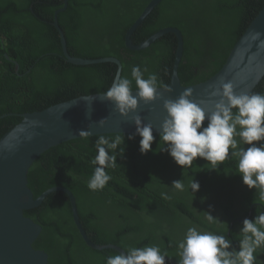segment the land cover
<instances>
[{
  "label": "trees",
  "instance_id": "trees-1",
  "mask_svg": "<svg viewBox=\"0 0 264 264\" xmlns=\"http://www.w3.org/2000/svg\"><path fill=\"white\" fill-rule=\"evenodd\" d=\"M150 1L68 0L57 18L69 53L85 58L114 56L121 61V77L131 79L132 67L139 65L148 69L145 78L156 73L168 85L178 44L174 32L164 33L146 48L132 49L126 44V32ZM64 5V0H0V138L22 120L23 113L104 92L117 74L118 64L112 61L76 64L67 60L54 24L56 11ZM263 7L264 0H161L137 27L132 40L139 44L162 28H179L184 38L179 75L183 84H195L223 66ZM252 92L264 94V77ZM100 135L110 141L125 136V142L112 152L117 163L106 169L111 180L103 190L91 191L87 180L94 172L91 160ZM129 135L135 134L78 137L51 147L29 170L35 196L54 186L68 187L93 242L123 250L157 245L167 253L166 264L178 262L177 242L193 226L225 235L232 240V248L239 250L243 220L264 211V202L257 199L254 203L256 190L243 183L237 161L230 157L216 171L197 157L184 169L167 151H161L165 145L159 133H153L152 151L147 154L139 150L141 137L128 139ZM194 179L200 184L195 194L190 189ZM175 180H183L184 191L171 188ZM161 192L171 199H162ZM205 211L221 222L208 223ZM25 213L43 226L34 246L48 252L50 264H106L108 256L120 252L87 244L65 191H51L41 205ZM256 255L255 264H264V248Z\"/></svg>",
  "mask_w": 264,
  "mask_h": 264
},
{
  "label": "clouds",
  "instance_id": "clouds-1",
  "mask_svg": "<svg viewBox=\"0 0 264 264\" xmlns=\"http://www.w3.org/2000/svg\"><path fill=\"white\" fill-rule=\"evenodd\" d=\"M260 35L262 34L257 33V38ZM146 72L147 67L142 70L136 65L131 69V79L117 73L102 96L112 102L116 110L125 117L136 112L141 101L148 104L163 99L167 115L158 132L165 145L161 151H167L176 164L184 169L185 166L191 167L199 157L209 162L210 170L219 171L220 165L231 157L237 161V173L242 176L243 183L249 189L256 190L254 203L257 199L264 202V94L241 92L237 95L231 81H221V85L209 93L210 97H219L218 100L211 101L214 110L209 114L201 107L204 101L197 103L190 99L193 96L191 88H185L175 100L164 99L158 89L171 92L172 88L163 84L156 73H148L145 78ZM133 80L136 95H133ZM206 117L208 123L205 127ZM104 122L105 119L99 121L101 126ZM134 123L135 135L141 137L139 150L142 154H147L152 151L155 140L153 126L151 123L145 124L140 115L134 116ZM89 135V131L79 132V136L85 139ZM135 135H129L128 139H134ZM122 142H125V136L122 138L120 135L113 141L104 135L96 140V155L91 160L95 168L87 180L89 190L101 191L111 180L106 169L116 167L117 157L112 152ZM124 150H120V155H123ZM171 188L184 191L183 180L173 181ZM190 189L194 194L198 192L199 182L194 179ZM160 195L162 199H171L167 192H161ZM204 213V219L208 223L221 222L210 212ZM239 234V250H236L232 248V240L225 235L201 231L195 226L189 227L177 242V264H255L257 250L264 248V211L258 212L254 219L245 218ZM124 250L108 256L106 264H166L168 257L157 245L129 247Z\"/></svg>",
  "mask_w": 264,
  "mask_h": 264
},
{
  "label": "water",
  "instance_id": "water-1",
  "mask_svg": "<svg viewBox=\"0 0 264 264\" xmlns=\"http://www.w3.org/2000/svg\"><path fill=\"white\" fill-rule=\"evenodd\" d=\"M161 0H151L135 23L126 32V44L132 49H142L151 45L166 32H174L178 38L176 55L173 65L171 92L158 89L164 99L175 100L185 90L191 88L193 101L210 114L214 110L213 100L209 93L221 85V81H231L237 95L241 92H252L264 77V7L250 22L247 29L231 49L223 66L208 79L185 85L179 75V65L184 50V38L181 30L174 26L162 28L150 37L135 44L132 35ZM64 7L56 11L55 26L60 32L63 52L68 61L76 64H90L112 61L118 64L117 73L121 76L122 64L114 56L85 58L69 53L67 41L59 25L57 15ZM261 33L259 38L256 34ZM133 89V95H136ZM105 92V91H104ZM80 95L72 99L58 102L42 110L23 113L22 120L0 138V264H50L49 254L44 249L34 246L35 240L43 230V226L25 211L43 203L51 191H65L71 200L74 219L80 232L90 246L98 249L116 247L110 244L93 242L82 226L74 193L66 186L59 185L45 190L37 197L29 185V170L34 161L45 151L64 141L81 137V130L91 135L104 133H136L134 116L140 115L145 124L151 123L153 133H158L167 115L163 107V99L145 104L139 103L138 110L125 117L106 100L102 93ZM88 98L87 100L85 98ZM105 119L101 126L100 120ZM207 121V117L204 122ZM31 137V139H29ZM120 252L124 250L116 247ZM174 264L177 262L173 261Z\"/></svg>",
  "mask_w": 264,
  "mask_h": 264
},
{
  "label": "flooded vegetation",
  "instance_id": "flooded-vegetation-1",
  "mask_svg": "<svg viewBox=\"0 0 264 264\" xmlns=\"http://www.w3.org/2000/svg\"><path fill=\"white\" fill-rule=\"evenodd\" d=\"M150 37V36H149ZM147 39V38H146ZM116 247H119V246H116ZM116 247H113V248H116ZM121 248V247H120ZM118 249V248H117ZM119 250V249H118Z\"/></svg>",
  "mask_w": 264,
  "mask_h": 264
}]
</instances>
